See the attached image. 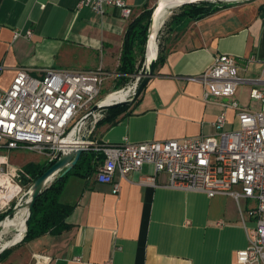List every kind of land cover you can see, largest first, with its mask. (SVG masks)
I'll list each match as a JSON object with an SVG mask.
<instances>
[{"label": "crops", "instance_id": "1", "mask_svg": "<svg viewBox=\"0 0 264 264\" xmlns=\"http://www.w3.org/2000/svg\"><path fill=\"white\" fill-rule=\"evenodd\" d=\"M79 1L0 0L1 89L10 88L21 68L37 77L51 67L101 69L105 79L117 82L127 76L119 71L127 27L158 0H126L133 8L130 19L114 7L103 14L78 10ZM179 23L172 24L173 36L160 45L155 75L139 98L116 122L97 124L92 141L216 134L222 108L205 102L202 83L191 77L207 70L218 55L233 56L242 78H264V0H236L200 19L186 15ZM253 86L239 85L234 99L260 110L261 103L250 97ZM238 124L236 112L228 110L225 129ZM98 164L89 175L71 174L66 180L59 201L72 207L67 229L24 241L1 264H33L39 252L51 257L47 264H240L237 252L247 247V230L256 224L255 200L172 189L166 172L144 184L143 177L155 174L148 164L126 177L117 172L120 191L115 193L112 184L96 180Z\"/></svg>", "mask_w": 264, "mask_h": 264}, {"label": "built area", "instance_id": "2", "mask_svg": "<svg viewBox=\"0 0 264 264\" xmlns=\"http://www.w3.org/2000/svg\"><path fill=\"white\" fill-rule=\"evenodd\" d=\"M108 7L116 8L125 19L133 14L126 0H80L77 9L90 8L103 14ZM104 79L101 69L51 67L37 77L21 68L10 88H0V214L23 201L29 190L21 179L22 168L11 161L10 152L30 150L48 161L57 159L65 141L97 102ZM191 79L202 83L205 102L222 108L214 123L217 133L144 142L126 139L115 144L92 141L90 150L103 155L96 180L112 184L118 193L117 172L126 177L148 164L155 174L143 177L144 184L154 183L156 174L166 172L167 187L172 189L201 192L209 197L228 195L237 202L255 200L256 224L247 230L248 245L237 252L236 258L240 264H264V78H242L237 60L221 54L207 70ZM245 82L254 84L250 97L261 103L260 110L243 107L234 99L239 85ZM228 110L236 112L237 129H225ZM101 113L98 111L84 123L80 136L90 133L85 127L92 124L93 128ZM33 260V264H47L51 257L39 252Z\"/></svg>", "mask_w": 264, "mask_h": 264}, {"label": "trees", "instance_id": "3", "mask_svg": "<svg viewBox=\"0 0 264 264\" xmlns=\"http://www.w3.org/2000/svg\"><path fill=\"white\" fill-rule=\"evenodd\" d=\"M207 3V2H204ZM191 9L186 13L187 16L197 19L203 18L230 4H188ZM153 8H146L141 14L132 19L127 27L123 44L121 64L119 71L124 75L137 73L136 65L138 54L144 58L146 54L148 26ZM160 56L158 57V60ZM128 106L109 109L106 121L116 122L117 118L127 110ZM103 155L94 149L85 152L76 166L62 177H58L54 183L47 187L37 198L32 213L28 220V229L23 241H30L48 232L59 233L67 229L66 218L72 212V207L60 203L59 197L64 189L66 180L71 174H90L94 171L95 165L101 162ZM48 161L44 164L28 163L25 171L28 174L29 184L38 179L50 166L55 163ZM0 214V221L5 217ZM11 220V219H9ZM8 220V221H9ZM7 222V221H6Z\"/></svg>", "mask_w": 264, "mask_h": 264}, {"label": "water", "instance_id": "4", "mask_svg": "<svg viewBox=\"0 0 264 264\" xmlns=\"http://www.w3.org/2000/svg\"><path fill=\"white\" fill-rule=\"evenodd\" d=\"M202 1H212V0H183V2H181L179 5L193 4V3L202 2ZM163 7L164 6L162 5L161 0H158L157 4L153 8V12L150 17L148 33H147L145 68H144V72L140 74L141 81L134 95L128 100L117 101L111 104L104 103L106 98L101 99L92 106L90 111L78 123L77 128L75 130V136L77 139H74V141L76 142H73L72 140L67 139L65 141L64 150L61 153V155L56 159L55 163L52 166H50L38 179H36L30 187L33 190V193L31 196V201L28 204V215L26 218L25 235L28 229V220L30 218V215L32 213V210L36 203L37 198L52 183L50 182L48 184L49 180L47 179H49V177H51L55 173H56L55 175H57L56 177H62L65 174H67L69 171H71L76 166V164L79 162L82 155L85 152L89 151L91 146L93 145L91 136H92V132L95 130L97 126L98 121L95 123V125L93 126L89 134L80 136V131L84 123H86L89 120V118L95 115L98 111H104V110H109V109L116 108V107L132 105L139 98L144 88L149 83L150 79L155 75V68H156V64L158 61V57H159L158 44H157L156 51H153V49H154L155 43L157 42V36H158V31H156L157 30L156 24L158 21L159 13L163 9ZM150 50H152L153 52L150 53ZM68 145H71V146H68ZM69 148H72V149L69 150ZM15 212H16V207L13 208L6 215L5 219L12 217L13 214H15ZM5 219L0 221V231L2 230L1 223ZM10 247L11 246L1 248L0 253L4 252Z\"/></svg>", "mask_w": 264, "mask_h": 264}, {"label": "rangeland", "instance_id": "5", "mask_svg": "<svg viewBox=\"0 0 264 264\" xmlns=\"http://www.w3.org/2000/svg\"><path fill=\"white\" fill-rule=\"evenodd\" d=\"M177 1L178 0H175V2H177ZM204 2H207V3H204ZM233 2H227L226 3V2H223L220 0H216V1L197 2V4H199V5L200 4L214 5V4H219V3L233 4ZM190 10L191 9L189 8L188 4L178 5V6L169 10V13L165 19L164 24L162 25V27L158 31V36H157L158 50H160V45H162L164 43V41L167 40V38L173 36L172 33L170 32L172 29V28H170L172 26V24H174V26L176 24V26L179 25L181 27L182 24L179 22H182V20L185 19L186 13ZM145 57H146V54H145ZM144 58L141 57L140 53L138 54V62L136 65V69L138 72L135 74L125 76L124 79H122V81L117 82L116 80H118V79H114V77L104 79L102 89H101V93H100L97 101L106 98L109 94L114 93V92L121 91L120 93H122V92H124L122 90L126 89L127 86L129 88V89H127V91L133 90V93H134V91L136 90L137 86L139 85V83L141 81L140 74L142 72H144V68H145V64L143 65ZM108 114H109V110L102 111L100 121L97 124H99L102 120L106 119ZM238 127H239V124L237 125V128ZM85 128H86L85 131L87 133H89L90 130H92L91 129L92 124H88ZM94 132H95V130L92 132V135ZM9 155H10L11 161L14 164H16L22 168L21 179L23 180L25 186H27L29 188L31 187L32 184L31 185L29 184L28 174L25 171V166L28 163L44 164L45 162H48V159L44 155H42L38 152L30 151V150H14V151H11ZM57 178L58 177H56V179ZM54 181H52V183L49 186H51L54 183ZM25 199H26V197H25ZM17 203L18 202L15 203V206L12 207V209L16 207ZM12 209H10L8 212H6L5 215H7ZM13 216H14V214H13ZM5 217L3 219H5ZM10 236L11 235H9V236L5 235V238H9ZM23 239H24V237H23ZM23 239H21L19 242H17L15 245L11 246L10 248L5 250L4 252L0 253V264L3 263L1 261L3 260L4 257H6V255L8 256V254L17 250L19 247L24 246L25 243H24ZM2 246H4V245L0 244V250H1Z\"/></svg>", "mask_w": 264, "mask_h": 264}, {"label": "bare ground", "instance_id": "6", "mask_svg": "<svg viewBox=\"0 0 264 264\" xmlns=\"http://www.w3.org/2000/svg\"><path fill=\"white\" fill-rule=\"evenodd\" d=\"M212 1H216V0H212ZM220 1L227 3V2L236 1V0H220ZM181 2H183V0H178L177 2H175V0H165L164 2H163V0H161V3L164 7L159 13L158 21L156 24V29H157L156 31H159L158 27L160 26L159 25L160 20L164 16V14L169 13L170 9L178 6ZM156 48H157V42L154 45L153 51H156ZM153 51L150 50V53H152ZM127 89H129V88L127 87L126 89L122 90V91H124L122 93H120L121 91H118V92H114V93L109 94L106 97L104 103L105 104H111L113 102L126 100L127 98H129L133 94V90L127 91ZM68 139L72 140L73 142H76V141H74V139H77L75 136V132H73L72 135L69 136ZM68 146H71V145H68ZM71 149L72 148H69V150H71ZM55 174L52 175L51 177H49V179H47V180H49V182L47 181L48 184L56 179L57 175H55ZM32 193H33V190L31 188H29L28 195H27L26 199L19 202L16 205V212H15L14 216L5 219L1 223V228L3 230L0 231V244L4 245L1 248H5L7 246L15 245L17 242H19L21 239H23V237L25 235V229H26V218L28 215V204L31 201ZM9 219H11V220H9ZM5 235H8V236L11 235V236L9 238H5Z\"/></svg>", "mask_w": 264, "mask_h": 264}]
</instances>
